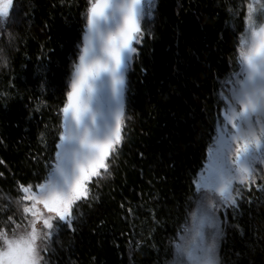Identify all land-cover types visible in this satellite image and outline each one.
Here are the masks:
<instances>
[{
	"label": "trees",
	"instance_id": "16d2710c",
	"mask_svg": "<svg viewBox=\"0 0 264 264\" xmlns=\"http://www.w3.org/2000/svg\"><path fill=\"white\" fill-rule=\"evenodd\" d=\"M248 2L240 8L242 0H155L126 74V139L114 175L92 185L74 229L56 236L50 264H165L171 258L169 239L193 205L190 177L206 164L222 105L217 92L236 68ZM86 5L17 0L15 22L3 31V46L9 30L15 39L7 49L9 65L0 67V227L9 196L18 194L16 181L45 174L58 139L63 88L82 45ZM229 6L240 14L233 17ZM42 131L47 149L38 139ZM151 208L160 223H153ZM223 216L220 264H264V191L253 186Z\"/></svg>",
	"mask_w": 264,
	"mask_h": 264
},
{
	"label": "snow or ice",
	"instance_id": "6c2138e0",
	"mask_svg": "<svg viewBox=\"0 0 264 264\" xmlns=\"http://www.w3.org/2000/svg\"><path fill=\"white\" fill-rule=\"evenodd\" d=\"M16 3L0 0V67L10 63L7 49L15 37L9 30L3 46V31L15 22ZM155 8L154 0H87L78 62L57 109L58 139L45 174L35 173V181L17 180L18 194L9 196L0 227V264H50L56 236L64 227L74 229L77 210L92 198V185L114 175L112 165L126 139L125 74ZM228 11L240 14L231 6ZM244 21L236 49L239 70L230 74L227 94L217 92V104L226 103L213 124L207 163L190 177L195 207L186 206L184 222L169 239L171 259L165 264H220L217 213L237 207L238 197L253 186L264 191V169L258 167L264 165V0L247 3ZM38 139L49 148L46 132ZM149 212L153 223H160L156 209Z\"/></svg>",
	"mask_w": 264,
	"mask_h": 264
},
{
	"label": "rangeland",
	"instance_id": "374dc122",
	"mask_svg": "<svg viewBox=\"0 0 264 264\" xmlns=\"http://www.w3.org/2000/svg\"><path fill=\"white\" fill-rule=\"evenodd\" d=\"M249 2H250V0H249ZM154 3H155V0H154ZM244 28H245V22H244ZM244 28H243V31H244ZM243 31H242V32H243ZM238 42H239V36H238ZM237 45H238V44H237ZM137 46H138V45H137ZM237 55H238V54H237ZM77 62H78V61H77ZM131 64H132V62H131ZM131 64H130L128 70L130 69ZM128 70H127V72H128ZM234 70H235V71H238V70H239V65H238L237 57H236V68H235ZM234 70H233V71H234ZM233 71H232V72H233ZM127 72H126V74H127ZM232 72H231V73H232ZM231 73H230V74H231ZM126 74H125V77H126ZM230 74H229V75L226 77V79L221 83L220 91H222L223 94H227V90L230 89V88L232 87V84H231V82H230V79H231ZM225 103H226V101H222V105H221V108H220V113H222V110H223V107H224ZM220 118H222V116H221ZM206 163H207V159H206ZM258 167L261 168V169H264V165H258ZM238 199H239V197H238ZM194 207H195V205L193 204V205H192V208L194 209ZM225 209H227V208H221L220 211L217 213V215H218V217H219V219H220V221H221V228H222V233H221V235L218 237V258H219V250H220L221 241H222V239H223V237H224V232H223V231H224V216H223V213H224ZM170 259H171V258H170Z\"/></svg>",
	"mask_w": 264,
	"mask_h": 264
}]
</instances>
